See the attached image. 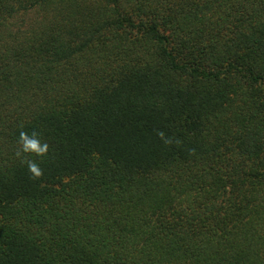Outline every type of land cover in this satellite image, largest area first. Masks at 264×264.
<instances>
[{
	"label": "trees",
	"instance_id": "1",
	"mask_svg": "<svg viewBox=\"0 0 264 264\" xmlns=\"http://www.w3.org/2000/svg\"><path fill=\"white\" fill-rule=\"evenodd\" d=\"M0 264H264V0H0Z\"/></svg>",
	"mask_w": 264,
	"mask_h": 264
},
{
	"label": "clouds",
	"instance_id": "2",
	"mask_svg": "<svg viewBox=\"0 0 264 264\" xmlns=\"http://www.w3.org/2000/svg\"><path fill=\"white\" fill-rule=\"evenodd\" d=\"M25 150H31V151H39V152H43L46 148L45 146H38V143L35 140L32 141H26L25 142ZM29 172L33 175V176H39L40 172L37 169V166L35 164H29Z\"/></svg>",
	"mask_w": 264,
	"mask_h": 264
}]
</instances>
